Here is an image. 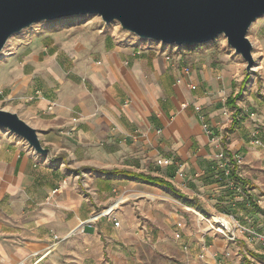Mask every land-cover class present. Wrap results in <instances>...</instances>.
Here are the masks:
<instances>
[{"label": "crops", "instance_id": "obj_1", "mask_svg": "<svg viewBox=\"0 0 264 264\" xmlns=\"http://www.w3.org/2000/svg\"><path fill=\"white\" fill-rule=\"evenodd\" d=\"M72 40L29 54L7 93L4 109L36 129L49 154L13 133L0 141V264H145V248L215 261L238 247L212 232L165 236L198 207L260 222L251 205H264V37L258 84L227 53L129 48L108 30ZM221 150L240 160L238 191L223 177ZM162 220L165 233L155 228Z\"/></svg>", "mask_w": 264, "mask_h": 264}, {"label": "water", "instance_id": "obj_2", "mask_svg": "<svg viewBox=\"0 0 264 264\" xmlns=\"http://www.w3.org/2000/svg\"><path fill=\"white\" fill-rule=\"evenodd\" d=\"M85 14L169 45L202 44L223 35L249 72L255 60L246 33L264 15V0H0V51L10 35L33 23ZM0 128L24 139L36 153L49 154L36 129L17 113L0 107Z\"/></svg>", "mask_w": 264, "mask_h": 264}, {"label": "rangeland", "instance_id": "obj_3", "mask_svg": "<svg viewBox=\"0 0 264 264\" xmlns=\"http://www.w3.org/2000/svg\"><path fill=\"white\" fill-rule=\"evenodd\" d=\"M109 31L115 38H117L121 43L128 46L129 48H136L140 50L148 49L160 52L161 50L169 51L172 53L184 52L185 57L193 58L196 55L204 54L206 51H213L217 53H227L233 62H236L241 66V71L244 68L245 62L236 54L233 49H231L223 35L217 36L213 41H208L202 44L195 45H169L164 44L159 41H154L150 39H142L134 34L123 30L117 21H112L109 23H104L100 16L97 14H85V15H73L62 17L54 20H43L31 24L30 26L22 29L21 31L14 33L9 36L2 50L0 51V107L4 109L7 106V93L12 88L14 80L17 78V75L21 73L22 67L25 64V59L29 54H34L38 52L42 53V48H46L44 53H50L54 49H63V46L70 44L75 38L84 37L92 38L93 40H98V38L104 36V32ZM60 34V45H55L53 49L49 48V38L53 34ZM247 38L252 43V55L254 57L255 63L252 69L249 72H246V78L255 79L258 78L259 73V62L260 56L263 53L262 48L260 47L259 40L264 37V15L258 17L252 22L248 31L246 33ZM43 44H40V42ZM257 79V84L259 82ZM3 140V141H2ZM9 140H12V133L6 129L0 128V141L3 144H7ZM260 204V203H259ZM251 205V209L255 210L258 220L260 222L254 227V225H248L249 228H254L259 231L264 230V205ZM200 208V207H199ZM196 209V208H195ZM201 209V208H200ZM194 217L190 219L185 215L183 217L184 224L180 229V237H176L174 234L175 223L170 225L169 231L165 236L166 239L172 238L173 240H179L182 238L183 232L185 230L202 232V226L197 224L195 218V212H193ZM143 221V220H141ZM166 221L162 220L158 226L155 227L158 230L160 229L165 233V224ZM146 222H141V227L145 225ZM227 231L228 227H226ZM213 235H218L220 238L226 242V244H235L237 243L238 247H229V250L224 251L223 253L217 254L215 257L216 260L209 261L208 258H212L211 255L208 257L204 253H198L195 260L193 257H190L191 254L187 255L183 261H179V255L176 254H166L162 251H153L150 249H143L140 256L144 259L145 264H219V258L224 257L227 260V264H264V244L257 240H251L247 234H245L247 239L242 237L228 239L223 234L214 233ZM237 241V242H236ZM240 241V242H239ZM247 242V245L244 244ZM182 250L186 249L182 247ZM177 258V259H176ZM107 259V258H105ZM104 263L106 264V260ZM193 262V263H192Z\"/></svg>", "mask_w": 264, "mask_h": 264}, {"label": "built area", "instance_id": "obj_4", "mask_svg": "<svg viewBox=\"0 0 264 264\" xmlns=\"http://www.w3.org/2000/svg\"><path fill=\"white\" fill-rule=\"evenodd\" d=\"M165 58L167 60L170 59L169 55H166ZM182 72L187 74L189 72L188 66L182 67ZM180 81V80H177ZM189 87L191 89H194L195 86L192 84H189ZM204 130L208 132L207 126H204ZM219 161V167L222 169L223 177L227 183V186L231 188L234 191H238V181L234 179V172L232 171L234 167V161L240 163V160L238 156L234 155L233 157L226 152V150H221L219 154L216 156ZM158 164L161 165H167L170 163L169 159L165 158H159L157 160ZM201 208V209H200ZM198 207L194 210L195 212V218L197 221V224L202 226V232L203 234H208L210 232L214 233H220L223 234L228 239H234L236 236H234V229H239L244 235L247 234L249 238L253 240L260 241L262 244H264V233L258 232L254 228H249L247 226L241 225L237 220H235L232 216H224V215H211L208 211H205L204 208ZM104 215L107 217H112V213L110 210L104 211ZM183 218H177L175 220V228H174V234L176 237H180V229L182 228L184 221ZM113 225L118 226L119 221L115 218H112ZM226 227H228V230H226Z\"/></svg>", "mask_w": 264, "mask_h": 264}, {"label": "trees", "instance_id": "obj_5", "mask_svg": "<svg viewBox=\"0 0 264 264\" xmlns=\"http://www.w3.org/2000/svg\"><path fill=\"white\" fill-rule=\"evenodd\" d=\"M233 122H234V120H233ZM139 176L141 178H143V179L151 180V181H154V182L159 183L161 185H166V186H168L170 188H173L172 185L169 182H167L166 180H164V179L154 178V177L146 176V175H143V174H140ZM233 177H234L235 180H238V178L235 175Z\"/></svg>", "mask_w": 264, "mask_h": 264}]
</instances>
